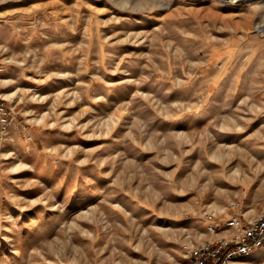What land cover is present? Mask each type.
<instances>
[{"label": "rangeland", "instance_id": "rangeland-1", "mask_svg": "<svg viewBox=\"0 0 264 264\" xmlns=\"http://www.w3.org/2000/svg\"><path fill=\"white\" fill-rule=\"evenodd\" d=\"M0 57V264L183 263L264 204V0H0Z\"/></svg>", "mask_w": 264, "mask_h": 264}, {"label": "built area", "instance_id": "built-area-1", "mask_svg": "<svg viewBox=\"0 0 264 264\" xmlns=\"http://www.w3.org/2000/svg\"><path fill=\"white\" fill-rule=\"evenodd\" d=\"M4 68L0 57V72ZM2 99L0 96V143L2 133L12 121L14 108L5 106ZM238 206V202H232L230 209L234 210L224 220L210 219L206 224L207 233L217 234L214 238L181 243L183 263L176 264H238L241 257L261 250L264 247V204L252 217H247Z\"/></svg>", "mask_w": 264, "mask_h": 264}, {"label": "bare ground", "instance_id": "bare-ground-1", "mask_svg": "<svg viewBox=\"0 0 264 264\" xmlns=\"http://www.w3.org/2000/svg\"><path fill=\"white\" fill-rule=\"evenodd\" d=\"M261 257H263V255L261 253H259L258 251L254 252L251 255V258H261Z\"/></svg>", "mask_w": 264, "mask_h": 264}]
</instances>
